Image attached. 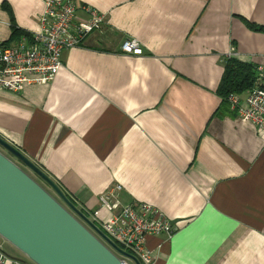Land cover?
<instances>
[{
    "label": "crops",
    "instance_id": "obj_1",
    "mask_svg": "<svg viewBox=\"0 0 264 264\" xmlns=\"http://www.w3.org/2000/svg\"><path fill=\"white\" fill-rule=\"evenodd\" d=\"M43 1L0 0V42L37 33ZM71 1L104 24L52 82L0 91V137L92 223L115 186L169 219V238H147L153 264H264V143L216 93L226 58L264 68V33L245 25L264 29V0Z\"/></svg>",
    "mask_w": 264,
    "mask_h": 264
},
{
    "label": "built area",
    "instance_id": "obj_2",
    "mask_svg": "<svg viewBox=\"0 0 264 264\" xmlns=\"http://www.w3.org/2000/svg\"><path fill=\"white\" fill-rule=\"evenodd\" d=\"M43 2L37 33L13 46L0 42L1 92L18 94L24 86L52 82L62 67V53L78 47L87 35L99 31L104 24V15L86 6L78 7L71 0ZM120 50L132 56L143 53L138 42L132 39L124 40ZM229 103L243 122L254 127L264 143V68L257 69L255 85L245 93L243 106L236 96H230ZM119 191L120 187L115 186L99 196V210L106 211L108 217L101 219L94 213L93 224L139 264H153L147 238L160 235L169 238L175 228L169 219L145 203L122 205L118 200ZM122 261L128 264L127 259ZM0 264L31 263L7 254L0 246Z\"/></svg>",
    "mask_w": 264,
    "mask_h": 264
},
{
    "label": "water",
    "instance_id": "obj_3",
    "mask_svg": "<svg viewBox=\"0 0 264 264\" xmlns=\"http://www.w3.org/2000/svg\"><path fill=\"white\" fill-rule=\"evenodd\" d=\"M0 238L32 264H125L120 257L139 264L76 209L36 165L1 137Z\"/></svg>",
    "mask_w": 264,
    "mask_h": 264
},
{
    "label": "trees",
    "instance_id": "obj_4",
    "mask_svg": "<svg viewBox=\"0 0 264 264\" xmlns=\"http://www.w3.org/2000/svg\"><path fill=\"white\" fill-rule=\"evenodd\" d=\"M3 8L7 9L5 5ZM245 25L251 31L264 33V29L261 27H257L249 23H245ZM10 26L11 36L9 42L18 41L22 35H24V32L18 29L13 23H11ZM3 45L7 46L6 44ZM256 76L257 67L251 64H243L233 58H226L224 61L222 78L216 93L222 99L223 103L228 106L229 97L241 96L246 93L255 85Z\"/></svg>",
    "mask_w": 264,
    "mask_h": 264
},
{
    "label": "rangeland",
    "instance_id": "obj_5",
    "mask_svg": "<svg viewBox=\"0 0 264 264\" xmlns=\"http://www.w3.org/2000/svg\"><path fill=\"white\" fill-rule=\"evenodd\" d=\"M35 178V177H34ZM38 181V183L40 182L38 179H36ZM42 186L44 184L40 183ZM46 190H47V187L44 185L43 186ZM49 191V190H48ZM51 193V192H50ZM55 197V196H54ZM0 241H2L3 243V248H4V251L9 254V255H12V256H15L17 258H20V259H26L23 255H21L16 249H14L11 245H9L8 243H6L4 240H2L0 238ZM120 259H122V257H120ZM32 264V263H31ZM128 264H133L131 261L128 260Z\"/></svg>",
    "mask_w": 264,
    "mask_h": 264
}]
</instances>
